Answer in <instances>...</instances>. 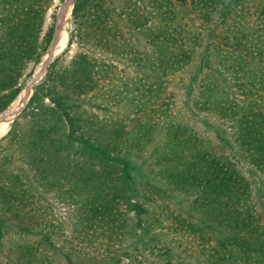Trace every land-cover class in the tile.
I'll list each match as a JSON object with an SVG mask.
<instances>
[{
  "label": "rangeland",
  "instance_id": "obj_1",
  "mask_svg": "<svg viewBox=\"0 0 264 264\" xmlns=\"http://www.w3.org/2000/svg\"><path fill=\"white\" fill-rule=\"evenodd\" d=\"M67 2L0 0V264H264V0Z\"/></svg>",
  "mask_w": 264,
  "mask_h": 264
},
{
  "label": "bare ground",
  "instance_id": "obj_2",
  "mask_svg": "<svg viewBox=\"0 0 264 264\" xmlns=\"http://www.w3.org/2000/svg\"><path fill=\"white\" fill-rule=\"evenodd\" d=\"M70 3V0H68L67 4H65L61 9V18L65 16V13H66V10H67V7ZM59 19V17H58ZM60 20V19H59ZM58 20V21H59ZM60 23V22H59ZM60 32H61V26L59 28L56 29L55 31V35H54V41L52 43V45L50 46L49 50L47 51V59L52 55L54 54V51H55V47H58L57 46V41L59 42H62V35H60ZM60 46V45H59ZM40 65V64H39ZM40 67V66H39ZM23 100V98H22ZM22 102V101H21ZM16 111V110H15ZM15 111L13 112V114L15 113ZM12 113H9V114H6L4 117H2L0 120H3L5 117H7L8 115H10Z\"/></svg>",
  "mask_w": 264,
  "mask_h": 264
},
{
  "label": "trees",
  "instance_id": "obj_3",
  "mask_svg": "<svg viewBox=\"0 0 264 264\" xmlns=\"http://www.w3.org/2000/svg\"><path fill=\"white\" fill-rule=\"evenodd\" d=\"M82 4H83V0H74L73 5L71 7V16L72 17H75V15L80 11ZM52 33H53V25L47 29V32H46V41L47 42L50 41V39L52 37ZM123 165H125V164H123Z\"/></svg>",
  "mask_w": 264,
  "mask_h": 264
},
{
  "label": "water",
  "instance_id": "obj_4",
  "mask_svg": "<svg viewBox=\"0 0 264 264\" xmlns=\"http://www.w3.org/2000/svg\"><path fill=\"white\" fill-rule=\"evenodd\" d=\"M70 2H71V0H70ZM56 29H57V28H56V25H53V33H52V37H51V40L53 39V41H54V35H55V31H56ZM52 43H53V42H52ZM51 45H52V44H51ZM49 48H50V47H49ZM48 50H49V49H48ZM48 50H47V51H48ZM47 51H46V52H47ZM46 61H47V60H46ZM42 72H43V70H42Z\"/></svg>",
  "mask_w": 264,
  "mask_h": 264
}]
</instances>
